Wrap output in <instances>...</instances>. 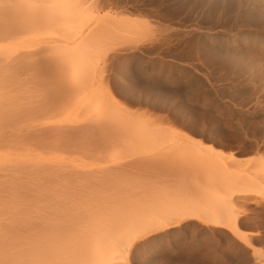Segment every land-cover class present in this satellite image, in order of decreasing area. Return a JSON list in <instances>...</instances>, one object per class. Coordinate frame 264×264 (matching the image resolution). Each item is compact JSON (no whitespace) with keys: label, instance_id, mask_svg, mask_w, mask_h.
<instances>
[{"label":"bare ground","instance_id":"obj_1","mask_svg":"<svg viewBox=\"0 0 264 264\" xmlns=\"http://www.w3.org/2000/svg\"><path fill=\"white\" fill-rule=\"evenodd\" d=\"M121 7L0 0V264H129L136 241L184 223L198 225L205 244L215 241L212 264L239 258L234 241L247 247L246 259L264 264V248L252 239L258 234L239 228L264 206L258 85L240 79L221 98L242 110L238 122L247 125L252 146L242 142L239 151L178 127L166 110L119 101L94 71L108 52L142 58L157 72L162 96L179 75L177 57L190 58L194 45L211 55L199 34L187 32L206 24L210 4L167 0L161 7L170 32L154 17ZM244 13L258 27L264 4L249 0ZM101 36L103 49L96 47ZM38 56L61 65L73 85L67 103H47L48 86L33 71ZM100 125L115 138L94 139ZM167 247V256L153 253L157 264L196 258L181 255L178 237Z\"/></svg>","mask_w":264,"mask_h":264},{"label":"snow or ice","instance_id":"obj_2","mask_svg":"<svg viewBox=\"0 0 264 264\" xmlns=\"http://www.w3.org/2000/svg\"><path fill=\"white\" fill-rule=\"evenodd\" d=\"M202 2L211 5L209 19L203 27L190 28L187 32L199 34L211 55L205 56L204 47L198 50L194 45L190 58L177 57L174 68L179 75L174 73L169 78V95L159 94L160 81L155 70L142 58L129 56L120 49L108 52L107 56L102 55L94 71L97 76L103 74L114 98L119 101L132 104L134 100H139L142 107L166 110L178 127L186 131L196 128L194 134L203 135L206 141L219 146V141L224 140L239 151L238 146L242 142L252 146L251 140H245L247 125L242 127L238 122L243 115L242 110L231 105L224 106L221 98L234 91L240 79H247L250 85H258L262 112L259 135L264 140V20L257 27L245 15L244 6L249 0ZM261 2L264 4V0ZM163 3H167V0H95V7L105 11L109 8L120 9L122 4H127V10L154 17L162 29L170 32L172 25L165 18L161 7ZM104 44V37H98L96 47L103 49ZM33 71L48 86L45 89L48 104L55 107L67 103L73 85L55 58L38 56ZM162 103H167L171 108H160ZM202 123L206 126L203 132L199 131ZM247 135L250 137L251 132L248 131ZM92 136L96 140H109L115 138V133L100 125L93 129ZM239 228L258 234V237H252L253 242L264 248V206L241 219ZM173 230L136 241L129 264H157L153 253L159 250L165 256L170 254L167 241L173 236L178 237L183 245L181 255L196 257L179 264H212L208 257L216 250L215 241L205 244L202 240L205 233L198 225L184 223ZM234 243L239 250V258L233 260L232 264H253L246 259V253L250 255L247 247L238 241ZM201 256L205 258L199 259Z\"/></svg>","mask_w":264,"mask_h":264}]
</instances>
